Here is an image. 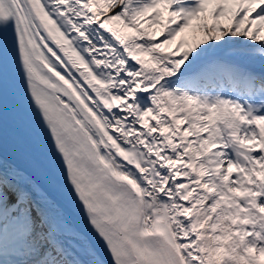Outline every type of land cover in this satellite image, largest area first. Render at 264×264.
Masks as SVG:
<instances>
[{"label":"snow or ice","instance_id":"6c2138e0","mask_svg":"<svg viewBox=\"0 0 264 264\" xmlns=\"http://www.w3.org/2000/svg\"><path fill=\"white\" fill-rule=\"evenodd\" d=\"M0 264H264V0H0Z\"/></svg>","mask_w":264,"mask_h":264},{"label":"bare ground","instance_id":"6f19581e","mask_svg":"<svg viewBox=\"0 0 264 264\" xmlns=\"http://www.w3.org/2000/svg\"><path fill=\"white\" fill-rule=\"evenodd\" d=\"M4 159H5V161H6L7 163H13V162L9 161V160H8L7 158H5V157H4ZM66 214H67V213H66ZM67 216H68L69 222H70L73 226L79 228L78 226L75 225V223L72 221V219H70V217H69L68 214H67Z\"/></svg>","mask_w":264,"mask_h":264}]
</instances>
